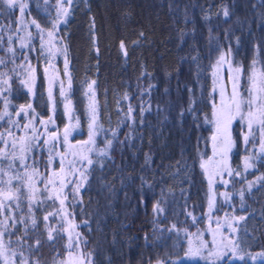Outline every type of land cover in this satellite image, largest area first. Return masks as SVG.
Returning <instances> with one entry per match:
<instances>
[{
  "label": "trees",
  "instance_id": "16d2710c",
  "mask_svg": "<svg viewBox=\"0 0 264 264\" xmlns=\"http://www.w3.org/2000/svg\"><path fill=\"white\" fill-rule=\"evenodd\" d=\"M22 1L37 24L30 27L27 46L32 92L21 80L23 52L17 45L13 53L6 47L5 30L15 28L18 12L8 0H0V69L8 75L13 108L30 102L38 116H47L39 34L54 26L56 0ZM68 6L55 28L64 55L58 68L67 61L68 92L79 124L71 139L87 133L85 90L91 85L99 123L96 145L103 149L91 154L92 163L87 162L64 195L79 253L90 264H264V259L245 255L214 261L184 258L189 232L206 221L209 184L203 160L210 154L217 97L214 67L222 55L228 57L241 67L243 86L254 61L264 66V0H71ZM53 104L61 127L64 105L59 96ZM231 128L230 160L237 186H244L245 205L238 208L240 196L231 201L235 212L249 213L250 250L264 253V214L258 216L254 209L263 194L247 189L251 173L242 167L240 120ZM44 157L43 149L33 148L28 159L34 169L47 171L42 169ZM263 160L259 158L260 169ZM26 196L0 208L3 244L18 263L56 264L67 251L57 211L51 212L56 203H35ZM156 204L163 211L154 212Z\"/></svg>",
  "mask_w": 264,
  "mask_h": 264
},
{
  "label": "rangeland",
  "instance_id": "374dc122",
  "mask_svg": "<svg viewBox=\"0 0 264 264\" xmlns=\"http://www.w3.org/2000/svg\"><path fill=\"white\" fill-rule=\"evenodd\" d=\"M12 4H17L18 12L15 28L5 30L8 41L6 47L13 53L17 45L21 49L18 52H23L22 57L26 61L22 60L19 64L21 80L28 93H31L34 72L27 58V46L31 41L30 27H37V24L26 15L25 7L23 11L21 10L20 5H26L22 0H12ZM68 4L69 0H56L57 18L54 26L47 30L40 29L39 34L40 48L45 61L46 92L50 104L47 116H38L30 102L13 108L7 95L8 75L3 74L2 68L0 69V208L9 207L11 203L8 201L12 203L18 201L17 196L24 194L31 202L56 203L55 210L51 212L57 211L56 222L62 224L67 243L65 256L56 264H90V261L79 253L78 232L64 205V195L67 185L72 180L76 181L86 168L91 154L103 149L96 145L99 123L95 91L91 85L85 90L87 133L85 137L71 139L79 124L68 92L67 61L63 60L62 69L58 68V58L64 59V55L56 39L55 28L58 22L65 18ZM7 26L10 24L7 23ZM249 73L247 81L242 86L241 67L231 63L228 57L222 55L214 67L213 85L217 97L213 104V130L209 135L210 154L203 160L209 184L206 221L203 228L189 232L184 258L214 261L224 257L230 260L242 258L245 255L251 260L264 259V253L251 251L249 248L252 246L248 235L250 224L245 221L249 213L235 212V203L231 201L233 196H240L238 208L245 205L244 186L242 184L237 186L234 178L238 175L230 160L234 145L231 126L235 119H239L243 127L242 167L247 173H251V177L245 179V183L248 190L253 188L262 192L263 195L254 209L258 216L264 214V169L258 166L259 158L264 159V117L260 116L264 111V66L254 61ZM56 96L61 98L64 105L66 119L61 127L56 125L53 113ZM250 112L255 114L251 127ZM33 148L44 150L46 164L43 163L42 169L46 166L47 171L34 169V164L28 159ZM37 161L38 158L35 163ZM246 162L251 166L246 167ZM218 199L222 205L218 203ZM48 213L46 212V215ZM0 264H27L15 260L10 250L3 244L1 236Z\"/></svg>",
  "mask_w": 264,
  "mask_h": 264
},
{
  "label": "snow or ice",
  "instance_id": "6c2138e0",
  "mask_svg": "<svg viewBox=\"0 0 264 264\" xmlns=\"http://www.w3.org/2000/svg\"><path fill=\"white\" fill-rule=\"evenodd\" d=\"M69 2L71 3V0H69ZM8 3H9V6H10V7H11V6H14V5L12 4V0H8ZM24 7H26V5H23V4L20 5V8H21L22 11H23ZM65 11H67V10H65ZM224 15H225L226 17L229 15V13L227 12V10H225ZM122 46H123V45H122ZM260 116H261V117H264V111H262V112L260 113ZM254 120H255V114H253V113L250 112V113H249V121H250L249 126H250V127H251V123H252ZM114 135H115V134H114ZM111 146H112V142L109 141V143H108V147H111ZM105 155H106V153H105ZM88 163L91 164L92 161L89 160ZM250 166H251V165H248L247 162H246V167H250ZM153 211H154V212H161V211H163V210L159 207V204H156V205L153 206ZM45 219H48V217H45ZM32 223H33V226H35V221H33ZM51 238H52V233L49 232V239H51ZM37 244H39V241L37 242ZM37 264H38V262H37Z\"/></svg>",
  "mask_w": 264,
  "mask_h": 264
}]
</instances>
